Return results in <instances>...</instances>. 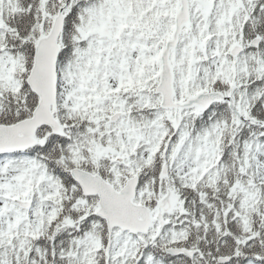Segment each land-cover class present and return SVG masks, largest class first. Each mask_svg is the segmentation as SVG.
I'll return each mask as SVG.
<instances>
[{"label": "snow or ice", "instance_id": "snow-or-ice-1", "mask_svg": "<svg viewBox=\"0 0 264 264\" xmlns=\"http://www.w3.org/2000/svg\"><path fill=\"white\" fill-rule=\"evenodd\" d=\"M0 264H264V0H0Z\"/></svg>", "mask_w": 264, "mask_h": 264}]
</instances>
